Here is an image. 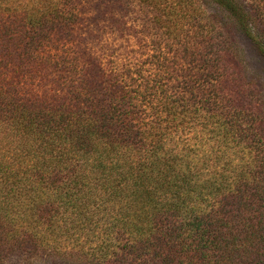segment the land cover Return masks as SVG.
<instances>
[{
  "label": "trees",
  "instance_id": "1",
  "mask_svg": "<svg viewBox=\"0 0 264 264\" xmlns=\"http://www.w3.org/2000/svg\"><path fill=\"white\" fill-rule=\"evenodd\" d=\"M129 3L0 0V264H264V99L237 38L264 60V5L175 0L200 30L157 19L132 72L77 42L89 15L135 36Z\"/></svg>",
  "mask_w": 264,
  "mask_h": 264
},
{
  "label": "rangeland",
  "instance_id": "2",
  "mask_svg": "<svg viewBox=\"0 0 264 264\" xmlns=\"http://www.w3.org/2000/svg\"><path fill=\"white\" fill-rule=\"evenodd\" d=\"M143 2V0H130L128 5L131 10L127 18L130 19L129 25L133 27L135 34L137 33L135 36L129 37L127 40L117 38V25L111 21H101L98 24L95 23V25L91 19V15H89L87 18L84 17V22L81 23L83 36L81 35V40L79 41L78 39L77 42L81 43L82 47L88 46L95 50L99 57L105 56L106 59L117 62L120 68L128 66L132 68L134 55L141 56L140 52L144 50L145 47L148 48V51H145V56L141 58L145 60L146 58L155 57L156 53H154V48H156V45L154 41L157 40L155 37L159 30L157 19H163V24L168 18H171L172 22L170 23L173 26L176 25V31L182 29V32H184L182 34H189L188 39L190 40L195 37V31L200 30L197 22H193L188 18L182 20L177 19L176 11L174 13H169L170 10H173L171 7L175 8V0H152L147 3ZM245 2L247 4L254 3L258 6L264 5V0H245ZM88 32H91L92 35H88ZM87 37L89 40H87ZM237 38L244 60L241 62L242 69L245 71L248 79H254L258 82V91L264 99V60L248 38L242 35H237ZM142 45L143 47L141 48ZM168 49L169 47H167L166 52H168ZM134 70H136L135 67L131 69L132 72H134ZM15 264L89 263L87 259H77L70 255L51 252L33 258L20 259V261Z\"/></svg>",
  "mask_w": 264,
  "mask_h": 264
}]
</instances>
